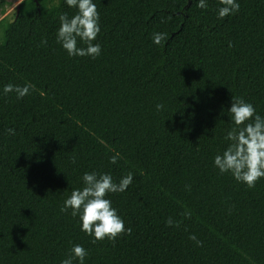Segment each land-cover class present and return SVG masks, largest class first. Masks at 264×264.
I'll return each instance as SVG.
<instances>
[{
  "label": "trees",
  "instance_id": "trees-1",
  "mask_svg": "<svg viewBox=\"0 0 264 264\" xmlns=\"http://www.w3.org/2000/svg\"><path fill=\"white\" fill-rule=\"evenodd\" d=\"M198 2L93 0L95 59L57 42L59 15L77 12L66 0H21L0 19V264H55L64 241L93 264H264V178L249 188L214 166L232 97L264 117V0H237L223 19L219 0ZM7 84L34 90L18 100ZM86 172L133 173L106 196L130 233L94 243L61 212Z\"/></svg>",
  "mask_w": 264,
  "mask_h": 264
},
{
  "label": "clouds",
  "instance_id": "clouds-1",
  "mask_svg": "<svg viewBox=\"0 0 264 264\" xmlns=\"http://www.w3.org/2000/svg\"><path fill=\"white\" fill-rule=\"evenodd\" d=\"M68 7L76 8L75 15L69 17L67 13L59 15L60 27L57 31V42L61 44L67 54L71 57H91L97 58L101 54V46L93 43L100 33V16L93 0H66ZM221 7L218 8V19H223L235 14L240 9L237 0H219ZM197 7L206 9V0H199ZM153 42L164 46L167 40V33L154 32ZM78 41L86 47H78ZM42 43H47L46 40ZM34 90V85L24 86L7 84L3 88V93H15L16 99H23L30 91ZM157 110L163 108L162 104L156 105ZM228 112L231 114L233 127L227 132L225 140L227 147L221 154L214 157V166L221 174L231 173L235 180L244 183L249 188H254L256 182L264 178V117L256 114V110L251 103L243 98L234 99ZM8 134H15L12 128L7 129ZM119 153L110 157L111 163H116ZM83 187L71 192L65 199L61 212H68L73 217H79L81 230L93 237V242L108 239L115 241L118 236L130 233V228H125L124 221L117 214V210L112 207L111 201L106 199L109 193H122L126 191L133 181V173L129 172L120 181L114 182L113 177L108 173L98 174L97 172L84 173ZM191 216L190 212L183 214ZM168 226L179 227L180 222H174L171 217L166 221ZM197 246H202L194 234L189 236ZM87 250L82 245H73L67 258L61 264H73L78 260L79 264H84L87 257Z\"/></svg>",
  "mask_w": 264,
  "mask_h": 264
},
{
  "label": "rangeland",
  "instance_id": "rangeland-1",
  "mask_svg": "<svg viewBox=\"0 0 264 264\" xmlns=\"http://www.w3.org/2000/svg\"><path fill=\"white\" fill-rule=\"evenodd\" d=\"M20 1L21 0H18L17 2H15L11 6L7 5L2 10L0 9V19H2L4 17H6L8 19H12L13 14H14V9ZM4 41H5V38L0 31V46L4 43ZM73 245H77V244H73L72 242H69V241H64L62 243L57 244L50 252L51 260L55 264H61V261L64 260L65 258H67V256L70 253V250L73 247ZM73 264H79V261L74 260ZM84 264H93V263H90L86 257Z\"/></svg>",
  "mask_w": 264,
  "mask_h": 264
},
{
  "label": "water",
  "instance_id": "water-1",
  "mask_svg": "<svg viewBox=\"0 0 264 264\" xmlns=\"http://www.w3.org/2000/svg\"><path fill=\"white\" fill-rule=\"evenodd\" d=\"M20 3V2H19ZM19 3L16 5L17 12L19 11Z\"/></svg>",
  "mask_w": 264,
  "mask_h": 264
}]
</instances>
